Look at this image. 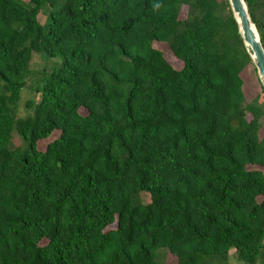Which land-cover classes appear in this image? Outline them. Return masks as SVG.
Here are the masks:
<instances>
[{"label":"trees","instance_id":"trees-1","mask_svg":"<svg viewBox=\"0 0 264 264\" xmlns=\"http://www.w3.org/2000/svg\"><path fill=\"white\" fill-rule=\"evenodd\" d=\"M25 1L0 0V264H264V92L227 1L59 0L43 25L57 0ZM31 52L61 62L18 117Z\"/></svg>","mask_w":264,"mask_h":264},{"label":"rangeland","instance_id":"rangeland-1","mask_svg":"<svg viewBox=\"0 0 264 264\" xmlns=\"http://www.w3.org/2000/svg\"><path fill=\"white\" fill-rule=\"evenodd\" d=\"M57 0L53 5L44 4L41 6L40 11L37 15L38 21L40 24H45L48 21V12L51 8L57 7L60 2ZM24 4H27L24 0ZM155 47L160 48L163 51L164 57L168 62L175 68H179L181 63L174 56H172L161 43H155ZM61 58L58 55L54 56H45L43 53L31 52V57L28 62V78L26 80L25 87L21 88L19 91V97L16 102V116L25 117L30 113L31 108L25 105V101L30 99L35 101L38 97L37 92L34 90V87L41 82V78L45 76L52 67L60 64ZM254 68V67H253ZM258 80L256 77L255 69L254 71H249V75L246 78L243 88L244 92L246 91L248 97H252L254 94L259 93ZM260 85V84H259ZM260 100V99H259ZM264 131V124L260 129V132ZM26 142L21 140L16 131L13 129L11 131V145L17 150H23L26 147ZM42 141H38L37 146L41 147ZM143 200H146V196H141ZM155 259L159 264H175L173 256L169 253H165L163 248H159L155 252ZM228 264H242L240 261H237L232 256L229 257Z\"/></svg>","mask_w":264,"mask_h":264},{"label":"water","instance_id":"water-1","mask_svg":"<svg viewBox=\"0 0 264 264\" xmlns=\"http://www.w3.org/2000/svg\"><path fill=\"white\" fill-rule=\"evenodd\" d=\"M232 18L236 24L237 34L243 48L256 72L257 80L264 92V49L259 34L247 12L244 0H226Z\"/></svg>","mask_w":264,"mask_h":264}]
</instances>
